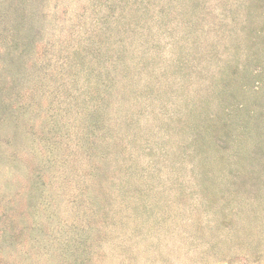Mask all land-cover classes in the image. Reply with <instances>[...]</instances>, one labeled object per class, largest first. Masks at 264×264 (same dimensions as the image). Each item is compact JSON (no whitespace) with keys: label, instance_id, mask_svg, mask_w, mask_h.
I'll list each match as a JSON object with an SVG mask.
<instances>
[{"label":"rangeland","instance_id":"1","mask_svg":"<svg viewBox=\"0 0 264 264\" xmlns=\"http://www.w3.org/2000/svg\"><path fill=\"white\" fill-rule=\"evenodd\" d=\"M0 264H264V0H0Z\"/></svg>","mask_w":264,"mask_h":264}]
</instances>
